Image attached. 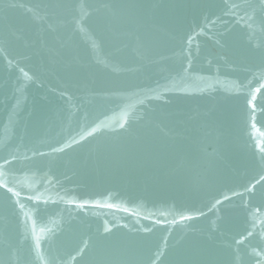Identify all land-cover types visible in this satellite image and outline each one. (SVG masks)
Wrapping results in <instances>:
<instances>
[{
    "label": "water",
    "instance_id": "water-1",
    "mask_svg": "<svg viewBox=\"0 0 264 264\" xmlns=\"http://www.w3.org/2000/svg\"><path fill=\"white\" fill-rule=\"evenodd\" d=\"M0 264H264V0H0Z\"/></svg>",
    "mask_w": 264,
    "mask_h": 264
}]
</instances>
